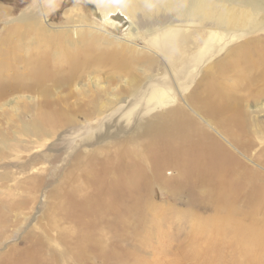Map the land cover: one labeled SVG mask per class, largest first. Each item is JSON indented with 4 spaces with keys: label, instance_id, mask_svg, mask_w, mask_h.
Instances as JSON below:
<instances>
[{
    "label": "rangeland",
    "instance_id": "374dc122",
    "mask_svg": "<svg viewBox=\"0 0 264 264\" xmlns=\"http://www.w3.org/2000/svg\"><path fill=\"white\" fill-rule=\"evenodd\" d=\"M100 1L0 0V61L7 56L5 62H14L13 69L4 71L0 66V82L1 79L7 82L12 77L33 74V70H38L37 61L40 57L45 59L41 54L44 55L49 46L60 51L63 57L61 49L64 41L59 37L62 31L70 32L67 39L77 47L81 41L80 31L87 38V33L92 30L97 33V41L103 37L113 39L116 45L136 48L139 53L147 50L158 61L151 68L138 63L130 76L117 79H113L114 71L109 66L99 68V73L85 69L82 73L85 77L78 80V88L76 85L67 88L63 84L55 85L51 80H44L45 86L51 88V97L54 99L49 106L44 104L43 99L47 97L41 90L11 91L0 98V264L34 259L39 253L35 252L39 248L38 239L45 243L41 249L44 254L37 256L40 258L37 264H50L48 260L59 253L64 257L55 260L54 264H264V201L250 195L255 190L257 195L258 190L264 187V80L256 77L249 80L248 76H226L225 70H222L223 74L217 72L211 79L204 74L211 65L218 71L220 68L231 67V63L225 65L219 61L229 50H235L236 45L245 41L260 40L256 58L258 61L259 51L264 53V29L255 31L248 27L245 34L228 43L226 38L217 39L219 41L213 39V59L194 64L188 75L178 78L172 72L178 68L179 62L168 59L166 64L161 56L151 50L145 28L139 27L134 35L125 13L120 10L107 12L106 17ZM223 1L230 4L229 0ZM233 2L240 4L239 0ZM200 24L195 22V26L202 29ZM205 26V31L211 30L209 25ZM13 27L18 30L15 31ZM39 28L49 32L50 40L56 41L55 47L50 40L45 44L40 42L43 31L40 33ZM26 35L29 37L24 38ZM222 44L226 46L222 48ZM82 46L87 50L86 45ZM6 48L10 49V53ZM15 52L23 57L11 59ZM261 59L264 60V54ZM30 64L35 65V68L31 69ZM42 69L47 70L48 63ZM192 72L195 76H190ZM208 82L216 85L213 91L209 92L205 88ZM195 84L199 95L210 93L214 95V100L226 96L225 100L229 97L228 101H234V104L225 110L213 111V116H207L197 109L195 105L198 103L189 97ZM230 86L236 89L232 90ZM256 97L260 100L256 101ZM177 106L185 108L197 124L228 146L231 157H227L232 166L233 163L237 164L236 157L242 160L244 167L250 169L251 184L246 186L240 183L229 172L225 176L219 173L215 178L226 184L217 189L212 187L210 193L213 192V195L209 197V191L203 190L207 189L206 186L195 187L191 179L181 184L178 171L166 168L164 174L167 177H171L167 171L173 170L172 187L155 183L141 191L142 198L151 205L150 213L143 221L127 223L125 239H121L120 234H106L104 231L106 252H89L87 260H77L73 254L66 253V244L59 240L58 234L73 233L78 227L75 221L64 219L63 215L72 212L76 218L82 211L89 213L99 210L98 205H78L81 199L76 193L74 196L75 190L84 187L81 194L98 193L97 184L105 180L102 173L107 159L115 155L119 146L123 148L124 145L126 148L140 147L138 155L142 156L141 144L150 141L146 134L147 125L150 122L158 123L160 117ZM33 119L37 121L32 122ZM224 124L229 126L224 127ZM244 126L249 134L240 138L246 143L237 150L228 144L225 132L227 130L229 137L231 134L237 136ZM90 181L96 184L91 185ZM87 213L79 216V222L86 224L93 220L98 223L99 230H104L101 213L96 216H87ZM56 220L59 222L58 229L55 228L58 224ZM250 230L254 236L259 237L253 240L249 238L247 233ZM120 247L125 250L124 255L115 250Z\"/></svg>",
    "mask_w": 264,
    "mask_h": 264
},
{
    "label": "bare ground",
    "instance_id": "6f19581e",
    "mask_svg": "<svg viewBox=\"0 0 264 264\" xmlns=\"http://www.w3.org/2000/svg\"><path fill=\"white\" fill-rule=\"evenodd\" d=\"M229 1L230 4L223 0H101L100 5L106 12V17L109 12H117V10L123 11L125 13V18L130 20V24L132 25L131 31L134 35H136L139 27L145 28L147 31L146 36L148 37L147 41L149 42L151 50L155 51L159 56H161L166 64H168V61L171 59L179 62L178 68H175V71L173 70L172 74L180 78L186 75L194 64L202 62L204 60L206 61L213 59V39L217 40L219 38H226L228 39V43L234 41L235 38L240 37L241 34H245V31L248 27L253 28L255 31L264 29V0H239L240 4L234 3V0ZM195 22H201L202 24L200 25H202V29L203 26L209 25L211 30H202L195 26ZM31 24H33V22ZM33 25L35 26V24ZM13 28L15 31L18 30L16 27ZM213 28L215 29L214 32ZM39 31L40 33L43 31V34H40V42L42 44H45V42L50 40V36H48L49 32L47 31L46 33L44 28H39ZM62 32L63 33L59 34V37L63 38L64 41V47H62L61 49V51L64 52V56L61 57L60 51L56 50L55 48V50L49 48L50 42H48L47 46L49 47L44 51L45 54L43 55L39 53L42 55V57H45V59L40 57V60H38L36 64L38 70H33V74H29L25 77L23 75L16 76L15 74L16 77H12V79H10L8 75V79L10 80H8L7 82L2 81L1 79L0 98H3L4 96H6V93L11 91L15 92L22 91L23 89H28L34 92L41 90V93L47 97L43 99L44 104L49 106L53 103L54 99H52L51 97V88L45 86V81L51 80L55 85L63 84L67 88H71L74 85H76L77 87L80 86L78 80H82L81 78L85 77V75L82 74L85 69H88V71L89 69H93L94 72L99 73V68H103V66H109L110 69L114 71L112 75L113 79H117L130 76L138 63L143 64V66L145 67L151 68L158 62L157 59L147 50V52L144 50L142 53H139L136 48L125 47L121 45L119 46L115 44L113 39H104L103 37H100L97 41V33L92 30L87 33V38L83 37L84 32L80 31L79 36L81 37V39L80 37H77L81 40L78 47L74 44H71V42L67 39V35H69L70 32ZM52 33L51 36H53ZM28 37L29 35L24 36V38ZM53 42L51 41V43ZM55 42L53 43V47H55ZM59 43L61 44V42ZM100 43H103L104 45H100ZM226 44H222L220 46L223 48L226 46ZM82 45H86L88 47L86 48L87 50H85V47H83ZM259 47L260 40H256L253 42H251L250 40V42L245 41L243 43H240L239 45H236L234 47L235 50H229V52L225 54L223 58L221 57V61H219L220 63H225V65L229 62L232 64L231 67L220 68V71H218V69L213 68V65H211L209 67V70L205 71L204 74L206 75V77L211 79L210 77L213 78V75L218 74L217 72H219V74H223L224 71L222 73V70H225L226 76H248L247 79L256 77L259 79L263 78L264 80V60L262 61L261 59L262 54L264 53L259 51L260 58L258 61L256 60L258 53L257 50ZM7 51L9 52L10 49H8ZM8 55L11 56V54ZM10 56H8V58ZM22 57L23 55H19L15 52L11 59L18 60ZM174 57L176 59H174ZM4 59L6 60L7 56ZM5 60L0 61L1 68L4 71H6L7 69H13L12 64H14V62H12V60L5 62ZM22 61H24L25 63V60ZM46 63H48V69L42 71L44 70L42 69V67ZM33 66L35 65L30 64L31 69L35 68ZM6 73L7 72H5V74ZM190 76L195 75L192 72L190 73ZM46 77H49L50 79H47ZM214 78H216V76ZM210 81L212 82V80ZM243 81H245V79H243ZM224 85L226 86V84ZM195 86L196 87L192 89L189 97L195 100V103H198L197 105H195L197 109L205 113L207 116H213V111L217 109H219L220 111L221 109L225 110L227 109V107L234 104L232 98L230 99L233 102L228 101L229 97L228 100H225V98H227L226 96L224 99L219 98L218 100H216V98L214 100V95L212 94L213 96H211L210 93L206 96H201L198 94L199 91H197L196 84ZM214 86L212 83H209L207 87L205 86V88H207V90L210 92L213 91ZM245 86H247V84H245ZM253 86H255V84H253ZM82 88L83 87H81V89ZM158 88L162 89V87ZM232 88L233 87H231V89ZM203 93H205L204 90ZM256 94L254 95L256 96ZM249 99L250 98L246 100ZM255 99L256 101L257 99L260 100L258 97H256ZM236 103L239 104L238 102ZM239 111L241 112L242 110L239 109ZM242 116L243 115H241L240 118H242ZM36 119H33L32 122L37 121ZM216 121L221 123V121H219V119L217 120V118ZM239 122L241 121L239 120ZM223 126L227 127L229 125L224 124ZM219 127L222 128V125H219ZM245 127L246 126L240 129V133H237L239 134L237 136L231 134V137H229V133L227 132V130L226 132L228 133V135L225 132L226 136H228V144H230L237 150L245 146L246 142L243 143V141L240 140L242 136H248L249 134V130H246ZM229 132L232 133V131ZM146 134L150 137V141H146L141 144V149L143 150L142 156L138 155L140 147H138L139 149L126 148V145H122L123 148L119 146V148L117 149L118 151L115 153V155L107 159L108 161L106 162V168L102 173V177L105 180L100 183L97 182L99 183L97 184L98 193L93 195H87V193L81 194L80 191H83L85 189L84 187H78L77 190H75L74 196L76 193L78 195V198L81 199V201L78 202V205H82L83 207L87 205L99 206V210L96 212L87 213L82 211L80 215V212H78V215L82 216V214L87 213V216H96L100 212L101 222L105 226L104 230H99L98 223L93 220L88 221L86 224H82L79 222L80 220H78L79 216L74 218L76 215L74 216V213L72 212H67L63 215L65 216L64 219H72L73 222L75 221L74 223L78 227V229L73 231V233L65 232L62 234L58 231L59 240L63 241L66 244V253L73 254V257L75 259L87 260L89 252H106L107 250L104 247L105 237H103L104 231H106V234L112 232H114L116 235L120 234L121 239H125L124 235L127 229V223L129 221L135 223L137 221H143L145 218H147V215H149L150 213L149 208L151 207V205L148 201L142 198L141 191L145 188L149 189V185H153L155 183L172 187V184L174 182L173 180H171L173 170L167 171V174H171V177H167L164 174V170L166 168L175 169L176 171H178L181 184H184L187 179H191L195 187L205 188L204 186H206L207 189L203 190L209 191V197L213 195V192L210 193L212 191V187L217 189L218 186L222 187V184H226L224 182L221 183L220 181H218L219 179L215 178L219 173L225 176L226 173L229 172L236 179L240 180V183H245L246 186L251 184V181H249V176H251V173L249 174L250 169L244 167V165L242 164V160H240L239 158L237 159V157V164L233 163L234 166H232V163H230V161L228 160L229 158L227 157L230 156V152L227 149L228 146L225 145L224 142L220 141L216 136L212 135L211 132L206 130L202 125L197 124L193 117H191L182 106H177L169 110L167 115H165L164 117H160L158 123L150 122L146 127ZM252 143L250 144L252 145ZM260 150L261 149H259V151ZM160 156L161 158H159ZM236 156L238 155L236 154ZM234 160L232 162H234ZM91 183V185L96 184L93 182ZM257 184L259 185L260 183ZM254 192H251L250 195L256 197V200L264 201V187L258 190L257 195ZM79 194H81V196H79ZM220 194H223V192ZM220 196L221 195L217 196V199ZM227 197L229 198V196ZM225 199L227 200V198ZM56 224L55 228L58 229L59 222L57 220ZM93 229L94 231L92 232ZM251 232L252 231L250 230L247 235L252 240L255 237L256 239L257 237H259L257 235L254 236L253 232V235H251ZM90 233H92L93 235H90ZM244 233L246 234L245 231ZM261 238L263 239V237ZM44 243V240L38 239L37 244L39 248L35 252L39 253L34 259H27V261H22L20 259L18 262H15V264H37V261L40 259L37 258V256L41 257L44 254L41 250L43 249L42 247ZM115 250L119 252L118 254L124 255L123 252L125 250L122 247ZM63 257L64 256L62 253H59L58 255L55 254V256L48 261H51L50 264H54L55 260L59 258V261Z\"/></svg>",
    "mask_w": 264,
    "mask_h": 264
}]
</instances>
